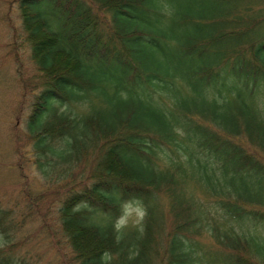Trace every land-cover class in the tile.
I'll use <instances>...</instances> for the list:
<instances>
[{"label":"trees","instance_id":"1","mask_svg":"<svg viewBox=\"0 0 264 264\" xmlns=\"http://www.w3.org/2000/svg\"><path fill=\"white\" fill-rule=\"evenodd\" d=\"M11 2L34 164L62 185L0 201V264H31L26 224L71 264H264V0ZM131 197L144 233L117 243Z\"/></svg>","mask_w":264,"mask_h":264},{"label":"rangeland","instance_id":"2","mask_svg":"<svg viewBox=\"0 0 264 264\" xmlns=\"http://www.w3.org/2000/svg\"><path fill=\"white\" fill-rule=\"evenodd\" d=\"M19 22L17 5L11 0H0V201L11 207L15 215L17 208L24 211L29 204L32 206L33 201H29L38 194H43L38 200L54 198L55 194L51 196V193L62 185L56 175H43L34 164L35 154L26 127L34 95L29 87L22 86L17 69L28 78L36 74L37 69L29 59L27 46L16 49L17 52L10 51L20 37L15 36L19 33ZM67 106L63 105L62 109ZM88 166L82 163L78 167ZM54 214L53 210L51 222ZM17 235L16 250L25 255L29 263L66 264L68 260L71 264L68 250L62 247L56 250L35 224H26Z\"/></svg>","mask_w":264,"mask_h":264},{"label":"clouds","instance_id":"3","mask_svg":"<svg viewBox=\"0 0 264 264\" xmlns=\"http://www.w3.org/2000/svg\"><path fill=\"white\" fill-rule=\"evenodd\" d=\"M74 210H79V207ZM148 216V209L144 205L143 201L137 197H131L123 201L120 205V215L116 217L113 224V230L116 234V242L119 243L123 238L122 234L126 228H134L140 236L144 233V223ZM111 254L109 252L103 253L101 256L102 261L110 259ZM134 258V257H129Z\"/></svg>","mask_w":264,"mask_h":264}]
</instances>
